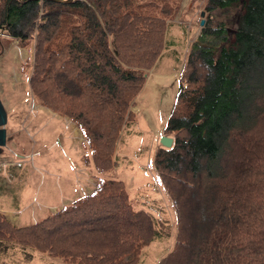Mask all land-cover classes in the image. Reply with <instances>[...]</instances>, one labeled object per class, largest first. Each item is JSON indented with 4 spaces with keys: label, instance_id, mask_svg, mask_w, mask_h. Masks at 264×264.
<instances>
[{
    "label": "trees",
    "instance_id": "trees-1",
    "mask_svg": "<svg viewBox=\"0 0 264 264\" xmlns=\"http://www.w3.org/2000/svg\"><path fill=\"white\" fill-rule=\"evenodd\" d=\"M203 8L163 129L173 146L153 155L178 222L158 264H264V0ZM219 10L236 13L231 32L210 19ZM177 11L168 0H0L4 34L24 45L36 33L32 94L77 124L99 173L114 167L129 107ZM0 237L71 264H137L159 235L123 183L100 179L38 223L16 228L0 215Z\"/></svg>",
    "mask_w": 264,
    "mask_h": 264
},
{
    "label": "rangeland",
    "instance_id": "rangeland-1",
    "mask_svg": "<svg viewBox=\"0 0 264 264\" xmlns=\"http://www.w3.org/2000/svg\"><path fill=\"white\" fill-rule=\"evenodd\" d=\"M168 3L178 6V11L165 22L169 23L165 44L155 65L145 72L143 89L129 107L132 116L115 143L114 167L105 173L94 168L88 141L77 124L32 94L36 33L21 45L0 30V99L7 113L6 143L0 148V179L5 180L0 215L9 224L21 228L12 224L2 209H9L29 226L87 196L100 179L115 180L123 183L137 209L151 215L159 235L140 250L137 264H158L173 249L178 222L173 202L153 166V155L158 148L173 146L172 134L163 129L185 60L209 14L203 10L204 0ZM235 17L234 11L219 10L210 19L224 22L225 30L231 32ZM63 197L69 201L61 205ZM0 264L71 263L0 237Z\"/></svg>",
    "mask_w": 264,
    "mask_h": 264
},
{
    "label": "crops",
    "instance_id": "crops-1",
    "mask_svg": "<svg viewBox=\"0 0 264 264\" xmlns=\"http://www.w3.org/2000/svg\"><path fill=\"white\" fill-rule=\"evenodd\" d=\"M164 76H165V75H164ZM4 182H5V180L0 179V191H3V190H4V186L2 185ZM82 194H83V193H81V195H82ZM68 196H69V194H68ZM68 196H67V197H68ZM79 196H80V195L78 194V197H79ZM68 201H69L68 198L63 197V199H62V204H61V205H63V204H67ZM61 205H60V206H61ZM60 206H59V208H60ZM58 210H59V209H58ZM1 212H3L4 214H6V216L9 217L10 222H11L12 224H14L15 226H17V227H25V226L28 225V224L22 223V222H23L22 220L19 221V219H16L14 216H12V213L10 212L9 209H2ZM32 224H33V223H32ZM20 225H23V226H20Z\"/></svg>",
    "mask_w": 264,
    "mask_h": 264
},
{
    "label": "water",
    "instance_id": "water-1",
    "mask_svg": "<svg viewBox=\"0 0 264 264\" xmlns=\"http://www.w3.org/2000/svg\"><path fill=\"white\" fill-rule=\"evenodd\" d=\"M201 24H203V21H201ZM6 122L7 113L0 99V148L4 147L6 143Z\"/></svg>",
    "mask_w": 264,
    "mask_h": 264
}]
</instances>
